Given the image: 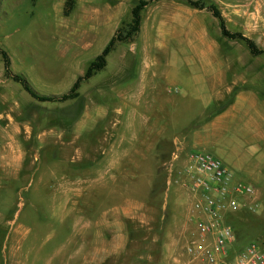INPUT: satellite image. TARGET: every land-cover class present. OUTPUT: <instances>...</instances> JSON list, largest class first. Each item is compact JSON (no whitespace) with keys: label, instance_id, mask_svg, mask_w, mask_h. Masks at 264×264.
<instances>
[{"label":"rangeland","instance_id":"obj_1","mask_svg":"<svg viewBox=\"0 0 264 264\" xmlns=\"http://www.w3.org/2000/svg\"><path fill=\"white\" fill-rule=\"evenodd\" d=\"M72 1L65 16L64 0H0V49L38 94L66 93L110 38L107 26L80 25L81 2ZM220 2L226 27L264 49V0ZM82 27L96 34L88 48ZM118 46L66 102L31 98L4 77L0 58V264H191L188 154L152 158L150 138L130 130L128 106L117 100ZM219 156L233 179L261 185L252 169ZM238 201L228 215L236 233L264 240V194Z\"/></svg>","mask_w":264,"mask_h":264},{"label":"crops","instance_id":"obj_2","mask_svg":"<svg viewBox=\"0 0 264 264\" xmlns=\"http://www.w3.org/2000/svg\"><path fill=\"white\" fill-rule=\"evenodd\" d=\"M77 1L80 25L91 24L94 33L98 30L93 25L107 26L110 38L129 21L128 9L134 6L122 4L123 0L113 6L107 0ZM208 3L218 8L226 26L220 0ZM217 23L209 11L190 7L186 0L148 4L141 11L138 33L126 43H117V100L128 106L130 130L141 137L143 131L150 138L152 158L205 151L221 161L219 155H230L237 168H250L256 180H262L261 187H253V193L261 196L264 54L250 55L244 43L222 36ZM81 36L83 48H88L96 34L91 39L82 27ZM238 182L243 181L233 179L231 173L230 185ZM188 215L192 223L190 210Z\"/></svg>","mask_w":264,"mask_h":264},{"label":"built area","instance_id":"obj_3","mask_svg":"<svg viewBox=\"0 0 264 264\" xmlns=\"http://www.w3.org/2000/svg\"><path fill=\"white\" fill-rule=\"evenodd\" d=\"M185 160L181 173L194 232L183 250L191 264H264V240L249 241L236 250L235 234L225 220L253 188L243 182L230 185V171L209 152L192 151Z\"/></svg>","mask_w":264,"mask_h":264},{"label":"trees","instance_id":"obj_4","mask_svg":"<svg viewBox=\"0 0 264 264\" xmlns=\"http://www.w3.org/2000/svg\"><path fill=\"white\" fill-rule=\"evenodd\" d=\"M159 1V0H137L134 6L130 11V20L127 23H122L113 33L107 44L101 50V52L96 55L87 65L84 73L78 77H76L75 81L72 83L71 87L66 93L60 95H42L38 94L33 88L29 85L28 81L17 74H13L10 71V60L7 53L4 50L0 49V58L3 66V75L5 78H9L12 81L16 82L20 85V87L25 91L31 98L39 101V102H66L69 100L76 99L79 95L78 89L81 83L90 79L97 72L103 70L106 66L107 56L113 51L115 45L117 43H126L133 36H135L140 27V15L141 11L151 2ZM187 4L190 7L195 9H206L211 13V15L217 19L219 24L220 33L227 39L230 40H238L244 43L246 48L248 49L250 55L258 56L264 54V49H259L256 44L249 38L243 36L240 32H231L229 31L224 23L223 18L220 15V11L218 8L212 3H204L201 0H186ZM64 15H68L72 9L73 1L66 0L64 3ZM229 215V214H228ZM227 217V216H226ZM226 222L232 227L233 232L236 237L235 249H241L249 240L243 239L236 233V225L234 223H230L228 217L225 218ZM240 237V238H239ZM256 240V239H255ZM252 241V240H250Z\"/></svg>","mask_w":264,"mask_h":264}]
</instances>
